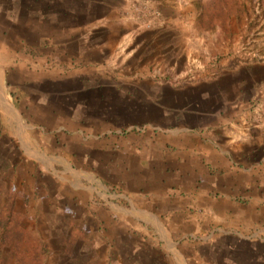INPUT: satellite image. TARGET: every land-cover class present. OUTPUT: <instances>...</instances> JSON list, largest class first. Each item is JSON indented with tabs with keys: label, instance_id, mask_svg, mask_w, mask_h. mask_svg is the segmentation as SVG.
<instances>
[{
	"label": "rangeland",
	"instance_id": "374dc122",
	"mask_svg": "<svg viewBox=\"0 0 264 264\" xmlns=\"http://www.w3.org/2000/svg\"><path fill=\"white\" fill-rule=\"evenodd\" d=\"M206 1L1 0L0 88L15 106L0 104L1 137L12 138L0 151L24 154L7 188L27 229L48 239L46 264H264V241L251 248L227 216L185 217L143 191L183 176L167 172L181 149L159 143L163 131L229 111L235 96L264 113V0ZM16 85L31 95L22 109Z\"/></svg>",
	"mask_w": 264,
	"mask_h": 264
},
{
	"label": "crops",
	"instance_id": "0c3cea01",
	"mask_svg": "<svg viewBox=\"0 0 264 264\" xmlns=\"http://www.w3.org/2000/svg\"><path fill=\"white\" fill-rule=\"evenodd\" d=\"M2 67L4 69V65ZM232 101L233 109L209 113L211 117L206 119V116L195 127L183 126L160 133L164 135V139L159 143L167 144L166 139H179L181 151L170 154L168 160L172 166H168L167 172L171 175L178 170L183 176H180V182L175 185L172 183L173 178L163 176L165 180H161L159 175L158 185L162 182L163 186L153 187L152 184L143 191L160 195L162 206L180 208L183 213L193 207L195 213L200 215L209 210V214H213L216 220L227 216V222L231 225L228 231L239 233V229H246V242L251 248H255L257 243L264 241V122L252 112L247 99L235 96ZM9 102L12 104L0 88V104L10 110L15 105ZM11 116L15 119L17 116L19 129H24L18 112H13ZM41 116L46 115L42 113ZM23 117L26 118L24 115ZM187 117L186 115L185 118ZM195 117L197 116L193 118ZM65 121L61 128L66 127L69 131L73 123L68 119ZM34 127L32 125L31 128ZM61 128L58 132H61ZM155 143L158 142L154 141ZM169 145V149L174 147L171 143ZM198 150L202 154L198 155ZM187 156L195 158L187 160ZM199 157H203V160ZM135 172L140 174L138 169ZM101 176L103 174L100 173V180ZM104 176H107V168ZM134 190L138 192L140 189ZM184 195L188 197L187 200ZM177 197L179 203L176 204L171 198ZM182 199L184 202L181 207ZM192 199L195 201L192 202ZM160 210L166 214L163 209ZM175 223L183 224L178 219L173 221Z\"/></svg>",
	"mask_w": 264,
	"mask_h": 264
},
{
	"label": "trees",
	"instance_id": "16d2710c",
	"mask_svg": "<svg viewBox=\"0 0 264 264\" xmlns=\"http://www.w3.org/2000/svg\"><path fill=\"white\" fill-rule=\"evenodd\" d=\"M221 1L222 0H219V5H221ZM206 2L209 3V5H207L209 8L210 6H216L215 1L207 0ZM1 4L2 2L0 0V5ZM30 50L34 52L35 48H30ZM18 66L22 67L24 72H27L25 70V65L19 63ZM10 72V68H5L6 79ZM15 87L19 89V92H15ZM9 93L18 101L20 109L23 108L22 104L31 97L27 88L21 87V85L14 86L10 89ZM23 113L27 118V113L24 111ZM68 121H70V119H68ZM128 131H131V129ZM64 132L65 135L69 133L66 127L61 128L60 133ZM7 143H12V138L6 140L1 137L0 130V146H2L3 150L7 149ZM23 156L24 154H21L16 160L9 157L6 151H0V192L5 196L4 201L0 204V264H46V259L50 253L48 239L41 233L37 232L33 227H30V230L27 229L24 220L28 218V216L24 211L16 209V194L7 188L9 181L5 176L7 173L16 170L20 165L19 161H22ZM36 164L38 167L36 170L39 173H44L45 169L43 164L39 162H36ZM37 185H39V183ZM41 186L44 191L47 192L49 190L44 180H42ZM59 194L61 195V193L56 191L50 192L48 198L56 202L58 198H61ZM188 211L192 212L191 208ZM188 211L185 213V217H187L186 214H188ZM200 221L201 220H197L198 223H200ZM80 230L81 232L83 231L85 237L88 239L90 238L91 240L94 238L93 235L97 234L94 231V228L89 230L82 228Z\"/></svg>",
	"mask_w": 264,
	"mask_h": 264
},
{
	"label": "built area",
	"instance_id": "2783aa9c",
	"mask_svg": "<svg viewBox=\"0 0 264 264\" xmlns=\"http://www.w3.org/2000/svg\"><path fill=\"white\" fill-rule=\"evenodd\" d=\"M262 119H263V122H264V113L261 115Z\"/></svg>",
	"mask_w": 264,
	"mask_h": 264
}]
</instances>
